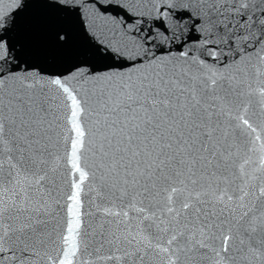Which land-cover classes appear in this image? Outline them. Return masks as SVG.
<instances>
[{
	"label": "snow or ice",
	"instance_id": "1",
	"mask_svg": "<svg viewBox=\"0 0 264 264\" xmlns=\"http://www.w3.org/2000/svg\"><path fill=\"white\" fill-rule=\"evenodd\" d=\"M0 264H264V0H0Z\"/></svg>",
	"mask_w": 264,
	"mask_h": 264
}]
</instances>
